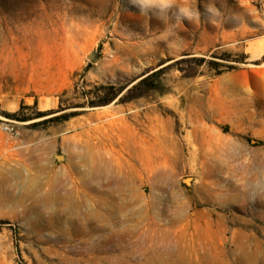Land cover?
Listing matches in <instances>:
<instances>
[{"label":"rangeland","instance_id":"1","mask_svg":"<svg viewBox=\"0 0 264 264\" xmlns=\"http://www.w3.org/2000/svg\"><path fill=\"white\" fill-rule=\"evenodd\" d=\"M209 3L221 12L214 23ZM197 8L201 22L178 24L180 47L170 48L163 21L129 0H0V264H264V207L236 196L264 190V100L253 73L264 0ZM162 68L147 84L158 90L141 98L57 112L60 100L83 103L100 85L128 89ZM92 131L109 170L88 184L77 151ZM121 132L131 148L102 144ZM54 188L85 201L83 213L128 205L109 230H92L97 223L65 213L63 201H46Z\"/></svg>","mask_w":264,"mask_h":264},{"label":"clouds","instance_id":"2","mask_svg":"<svg viewBox=\"0 0 264 264\" xmlns=\"http://www.w3.org/2000/svg\"><path fill=\"white\" fill-rule=\"evenodd\" d=\"M129 2L140 10L141 15L148 16L151 13L163 21L165 27L159 37L170 48L180 47L181 38L176 32L178 24L184 20L193 24L201 22L197 0H129ZM206 12L211 23H214L221 14L214 3L206 5Z\"/></svg>","mask_w":264,"mask_h":264},{"label":"bare ground","instance_id":"3","mask_svg":"<svg viewBox=\"0 0 264 264\" xmlns=\"http://www.w3.org/2000/svg\"><path fill=\"white\" fill-rule=\"evenodd\" d=\"M107 172L108 171L106 169H102V168L97 170V171L86 172L87 174L85 173V175L89 179V183L88 184L93 183V182L100 183V182H103L104 180H107L108 179ZM83 177H84V175H83ZM108 195L110 196L111 194H108ZM249 195L250 196L252 195L253 198L255 197L256 201L258 203H260L264 207V190L261 191V192H255L254 194H251L248 191L236 190V196L237 197L241 196L242 198H247ZM216 196L218 198L220 197L219 194H216ZM53 199L61 200V201L64 202L63 211L65 213H68V214L73 213V214L78 215V217H79V215H83L84 219H86V223L87 224L89 222L91 223V221L92 222H96L97 224H95V225H97V227H95L92 230H98V226H99L98 223H100V222L104 223L103 229L105 231L109 230L110 227H108V225L110 226V221L119 212L124 210L127 207V205H128L126 202H122V203L113 205L114 203L111 200V202L109 204L108 203H102L101 207L97 211L93 212V210L88 207V208L85 209V211L83 213L81 211V209H82V207H84L86 205V202L83 201V200L76 201L75 200V194H74V192L72 190H69L64 195H62V194H60L58 189L54 188L52 193L50 194L48 200H46V201L48 202V201H51ZM107 204L110 206V209L107 206ZM86 223L81 225L83 229H87Z\"/></svg>","mask_w":264,"mask_h":264},{"label":"trees","instance_id":"4","mask_svg":"<svg viewBox=\"0 0 264 264\" xmlns=\"http://www.w3.org/2000/svg\"><path fill=\"white\" fill-rule=\"evenodd\" d=\"M245 56H242L240 60L234 61V65H230L227 68V71H234L237 69V66L239 64L245 63ZM264 63V56L262 57V60L260 62H257L256 65H260ZM237 64V65H236ZM162 69H159L156 72H153L142 79H140L137 83L132 85L130 88L126 89L127 87H119L116 88L114 86H94L93 90H90L87 94L92 95V97H89L85 102L83 103H76V104H69L64 100L59 101V106L57 109L58 113H62L67 111L68 109L72 108H83L85 105H87L90 108H96V107H104L112 103L115 99H117L119 96L120 103H127L132 100L138 99L143 97L147 92L158 90V85L151 83L149 85L148 82H151L152 79L159 76V74L162 72ZM126 90L125 94H122ZM122 94V96H121ZM64 95V93H63ZM47 114H40L39 117L45 116ZM68 114H61L59 118L66 119ZM10 117H14V115H11Z\"/></svg>","mask_w":264,"mask_h":264},{"label":"crops","instance_id":"5","mask_svg":"<svg viewBox=\"0 0 264 264\" xmlns=\"http://www.w3.org/2000/svg\"><path fill=\"white\" fill-rule=\"evenodd\" d=\"M255 79L257 80L256 84L258 86V91H257V95L259 96V98L264 100V67H261L260 65L257 66V69L253 71ZM102 109H110V106L108 107H104ZM112 112H115L117 114H121V110L118 107H113L111 108ZM100 114V113H99ZM87 119L88 120H94L97 118L98 114H95L93 112L87 113ZM120 116V115H119ZM126 123L125 120H121V125H124ZM109 124H102L104 129L108 128ZM82 137L84 139V141H87L85 143L82 144L81 151H77V159L79 161H77V166H76V171L78 173H84V172H92V171H97L99 169H101L99 167V164L97 162V156L94 153V150L97 149L98 147V143L94 144L93 141H96L98 137V134L94 133L93 131L91 133H87L84 132L82 134ZM101 137L103 138V143L105 145V147H118V148H131L133 145H131L130 143L127 144L126 143V138H125V134L124 133H118L115 135V138L113 139V136L111 134H106V135H101ZM139 135H136V141L138 140ZM92 141V143H89V141ZM98 142V141H97ZM137 146V144H136ZM79 149V146H78ZM92 168V169H91ZM102 169H107L109 170L107 167L102 168Z\"/></svg>","mask_w":264,"mask_h":264}]
</instances>
